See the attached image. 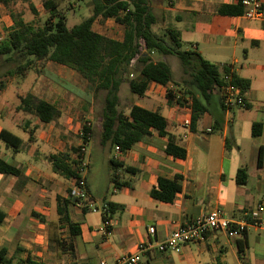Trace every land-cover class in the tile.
Segmentation results:
<instances>
[{
    "label": "crops",
    "instance_id": "1",
    "mask_svg": "<svg viewBox=\"0 0 264 264\" xmlns=\"http://www.w3.org/2000/svg\"><path fill=\"white\" fill-rule=\"evenodd\" d=\"M44 1L16 0L9 7L0 3V33H9L13 28L12 13L19 6H29L33 13V5L35 15H47ZM260 2L264 11V0ZM236 3L237 0H163L165 17L151 8L158 18L154 28L162 25L164 30H177L183 45L186 41L182 38L187 35L191 48L184 50L198 52L220 68L233 65L235 76L249 80L244 107L226 111L218 91H213L204 101L207 111L195 125L191 124L190 130L184 128L185 119L192 122L193 110L191 96L185 94L190 86L180 62H174L175 71L171 67L173 82H153L141 97L131 92L127 77L120 87L119 109L128 114L137 105L158 111L166 119L167 132L174 143L185 149L183 159L168 154V139L156 132L124 153L109 144L102 145L99 109L92 93L86 91L90 85L64 65L47 61L40 69L38 78L48 88L46 97L24 89L22 80L30 71L0 88V132L7 130L16 135V128L24 133L16 135L23 141L17 151L0 139V158L21 171L20 176L0 173V255L4 261L115 264L121 256L137 252L140 243L163 242L179 225L215 208H221L231 219L245 220L260 204L264 205V12L261 18L219 12L223 5ZM93 29L116 40L124 36V27L113 18L98 17ZM80 85L85 91L79 90ZM170 90L175 95L172 100L167 95ZM29 92L55 105L60 116L43 123L36 116L18 111L21 98ZM180 96L182 105L177 99ZM85 123L92 129L86 147L88 199L68 207L70 219L80 231L72 235L69 223L58 212L57 197L73 193L76 183L54 172L47 157L67 153L71 160L76 159L73 149L81 143L78 134ZM255 123L261 125L257 136L253 135ZM96 157H101L108 167L102 187L94 177ZM111 159L136 172L120 169L118 175L124 185L117 188L113 184L109 199ZM239 169H245L248 175L244 185L236 181ZM160 177L180 184L171 203L151 196ZM108 203L120 204L123 209L111 215L113 226L106 235L102 232V208ZM260 216L262 226L250 228L240 237L212 231L204 240L181 245L174 251H146L139 264H264V212ZM151 226L155 228L153 234L148 233Z\"/></svg>",
    "mask_w": 264,
    "mask_h": 264
},
{
    "label": "trees",
    "instance_id": "2",
    "mask_svg": "<svg viewBox=\"0 0 264 264\" xmlns=\"http://www.w3.org/2000/svg\"><path fill=\"white\" fill-rule=\"evenodd\" d=\"M16 0H0V3L9 7ZM92 15L73 27H68L65 14L60 10V0H45L43 7L49 17L42 26L23 19H14V26L8 36L0 43V56L5 62H18L16 70L11 75L24 76L35 64L52 61L77 72L88 84L96 107L101 118V144H109L119 152L124 153L136 143L151 137L156 132L168 139L166 152L175 158L183 159L186 151L174 143L167 132L166 119L158 111H150L133 105L128 114L119 109L120 87L129 74L134 78L129 80L132 93L143 96L151 83L167 85L174 81V76L168 58L176 57L187 76L186 83L190 86L185 94L192 99V125L207 111L204 103L217 86L224 83L223 76L228 67L220 68L207 62L200 53L184 50L180 33L168 28L163 35L154 32V25L158 18L154 14L149 0H91ZM245 0H237L236 4L223 5L219 12L223 15L240 16L245 13ZM36 14V8L31 5ZM113 18L116 23L124 27L122 40L109 38L93 29L98 17ZM143 46V50H142ZM153 54L162 58L153 59ZM134 61V65L132 62ZM234 81L244 92L250 87L249 80L234 76ZM4 82H0V88ZM169 100L174 99L173 90L168 91ZM200 97H199V96ZM178 103L182 105L181 96ZM18 111L38 117L43 123H50L60 116L59 109L52 103L29 92L22 97L17 108ZM261 125H253V135L260 134ZM86 134L84 141L89 142L92 129L86 123L82 126ZM0 139L8 147L19 150L23 146L20 137L2 130ZM73 151L79 152L78 148ZM54 172L67 179H73L77 184L80 179L78 160H71L69 154L59 153L47 157ZM259 165L262 164V152L259 156ZM111 182L120 188L123 184L118 175L120 169L135 173L136 170L125 166L123 162L111 159ZM0 173L21 175L20 169L0 158ZM248 175L245 169H239L236 181L239 185L246 184ZM180 184L175 180L163 177L151 191L154 199L171 203L180 191ZM79 199L72 191L67 197H57L58 212L62 220L69 223L71 234L77 235L80 231L77 224L70 219L68 207L76 204ZM108 214L104 219L123 206L108 203ZM3 259V256L0 255ZM3 264H8L3 260Z\"/></svg>",
    "mask_w": 264,
    "mask_h": 264
},
{
    "label": "built area",
    "instance_id": "3",
    "mask_svg": "<svg viewBox=\"0 0 264 264\" xmlns=\"http://www.w3.org/2000/svg\"><path fill=\"white\" fill-rule=\"evenodd\" d=\"M244 5L246 11L244 16L247 18H261L263 16V7L260 0H245ZM0 37V41H1ZM228 71L224 74V83L217 86L214 91H218L222 107L226 111H231L236 107H244L246 105V98L242 88L234 81V66L228 65ZM179 98V97H178ZM177 98V99H178ZM192 100H190V106ZM191 119L187 118L183 121V127L187 130L191 128ZM86 125L90 126L88 123ZM80 145L79 152L76 153V160H78V171L80 179L76 184V189L73 195L80 201L85 202L88 199V190L85 179V173L88 168V161L86 159L87 143L84 141L86 134L81 129L79 134ZM104 215L108 214V205L105 204L102 208ZM264 212V205L260 204L255 211L245 220H235L229 218L221 208H215L207 214L201 215L194 220L185 224L179 225L171 235L163 242L157 244L149 241L140 243L137 247V252L121 256L115 264H139L141 255L146 251L156 250L160 253L170 252L176 250L181 245L187 243H194L204 240L205 235L212 231H223L231 236L240 237L250 228H260L262 226L260 214ZM113 226L111 219H104V226L102 232L109 234ZM154 227L148 228V233L153 234ZM0 264H3V259L0 257Z\"/></svg>",
    "mask_w": 264,
    "mask_h": 264
},
{
    "label": "rangeland",
    "instance_id": "4",
    "mask_svg": "<svg viewBox=\"0 0 264 264\" xmlns=\"http://www.w3.org/2000/svg\"><path fill=\"white\" fill-rule=\"evenodd\" d=\"M34 1L35 3H37L39 0H34ZM60 3H61L60 10H62V12L66 16L68 27H73L74 25L81 23L82 21H84L85 19L89 18L92 15V1L91 0H65V1H61ZM149 3H150V6H152V8L155 9L158 16L165 17L163 8H161V6L164 5L163 0H149ZM48 17H49L48 14L40 17V14L35 15L31 13L29 6H25L24 8H20L19 6L12 13L13 20L23 19V20H26L27 22H33L37 26H42ZM99 29H101V27H99ZM153 30L158 35H163L165 32L164 27L162 25H160L158 28H153ZM7 36H8V33L6 32L3 35L0 33V37L2 38L0 43L3 40H5V37ZM182 39L183 41H186L185 44L183 45V49L191 48L190 43L192 42L191 40H189L188 36L184 34ZM142 50H143V46H142ZM152 56L155 61H158L160 58H162L158 54H153ZM168 62L175 71L176 68H175L174 62L179 63V60L176 57H170L168 58ZM44 64L43 63L35 64L34 67L31 70H29L30 73H28V76L24 78L26 80H22V82L24 81L23 82L24 89L30 88L32 89L34 93L39 92L40 96L42 97L47 96V89H48V88L47 89L44 88L45 85L42 84L41 78H38L39 71L40 69L44 67ZM17 66H18V62L16 61L15 62L14 61L5 62V58L3 56H0V82H4L5 84L6 82L11 81L12 78L14 77L16 78V81H17L18 79L17 77H19L20 75L18 74L11 75V72L15 71ZM78 76L82 78L79 74ZM126 77L128 79H132V77L129 74ZM79 90L85 91L84 85H80ZM86 91L91 93V90L89 88H87ZM60 106H63L61 102H60ZM13 131L18 136L24 135V133L19 129L13 128ZM74 142H76V140H74ZM92 146L93 145H91V147ZM96 149H97V146H96ZM107 172H108V167L106 166L104 161H102L101 157H96L94 177L96 181L99 182L100 187L104 186ZM108 186H109L108 198L110 199V197L113 195L112 194L113 183L109 181Z\"/></svg>",
    "mask_w": 264,
    "mask_h": 264
}]
</instances>
